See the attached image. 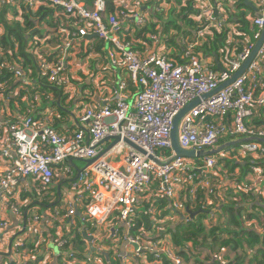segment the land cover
Here are the masks:
<instances>
[{
	"label": "built area",
	"instance_id": "1",
	"mask_svg": "<svg viewBox=\"0 0 264 264\" xmlns=\"http://www.w3.org/2000/svg\"><path fill=\"white\" fill-rule=\"evenodd\" d=\"M109 1L114 6L112 13L107 11ZM148 1L93 0L92 7L87 8L79 0H0L1 6L21 4L33 11L42 6L52 7L76 19V32L66 35L61 32L63 39L57 48L59 54L54 58H51L54 54L51 44L45 43L47 37L42 40L36 37L30 43L39 79L47 80L62 90L63 95L75 98V104L79 100L75 95L74 70L71 67L74 63L77 66H93L94 59L88 57L95 55L90 54L84 61H77L81 45L90 44L91 48L90 40L93 38L108 44V69L116 76L115 83L107 89L110 94L108 100L97 96L91 105L83 101L84 109L75 120L77 130L70 134H59L52 127L51 110L48 115L43 111L41 117V112L37 116L33 115L36 109L33 104L41 102L38 94L34 95L25 113L17 109L8 117L0 113V161L3 162L0 167V210H10L13 215L21 216V206L12 202L17 200L20 193L18 188L21 180H27L41 193L54 185L58 167L63 164L64 171L58 175V179H70L72 194L70 200L57 208L64 210V215H61L60 210H54L51 218L55 225L62 229L65 225L75 226L74 219L79 212L80 222L91 223L97 231L115 220L117 226L110 225L109 239L118 238L122 226L123 242L125 248L132 251V257L146 261V256H150L152 264H185L165 239L141 242L139 236H130V218L141 206V196L148 191L153 181L158 182L155 197L168 200L173 211L182 213L181 220L186 222L190 219L180 200L183 192H188L189 199L194 201L199 191H203L208 207L214 200L221 203L227 192L238 194L253 191V185L247 186L234 173L225 174L220 170L218 160L226 157L224 152L199 158L202 164H195V160L199 159L175 157L170 135L176 115L188 104L198 101L180 120L178 143L182 149L215 150L219 139L223 137L264 139V129L246 126L254 108H264V84L260 77L264 41L255 58L236 80L203 99V96L211 94L227 82L248 59L264 29V0H250L252 10L260 14V17L254 14L248 17L253 27L252 40L244 43L240 51L232 52L222 62L223 69L218 72L214 71L210 61L202 62L201 54L196 55L194 49L206 36H211L212 30L221 31L230 27L229 15L224 7L225 0H192L191 10L195 14L190 19L197 24L196 41L183 50L181 64L171 59L173 50L166 51L158 35L147 36L149 45L137 40L142 45V51L120 37L122 30L128 29L129 22L143 28L155 12H162L164 3L169 6L171 4L168 0H158L149 6L145 4ZM227 1L231 7L235 2ZM121 71L127 74L131 85L138 89L134 95L129 91L126 80L119 78ZM5 74L11 75L12 83L18 84L13 90L7 91L6 97L0 99L1 112L10 113V103H14L19 90L27 91L31 88V72L26 71L18 62L9 63L4 60L0 61V76L4 78ZM6 86L8 81H3L1 88ZM257 90L261 91L256 95ZM94 92L97 93L96 90ZM95 93L84 98L91 99ZM50 97L47 95L45 98ZM20 101L27 103L28 96H21ZM231 112L232 122L229 124L226 120ZM115 137H119L120 141L102 154L112 141L102 142ZM124 140L140 148L144 154L137 152ZM260 144L243 143L240 152L254 156L255 160H264V147ZM166 150L171 151V156H165ZM75 160L91 163L80 172H75L73 166L67 164ZM257 171L263 174L264 167ZM87 200L89 203L85 204ZM149 213L153 221H158L154 208H150ZM29 217L23 223L25 233L11 245L13 256H19L20 252L26 254L28 236L33 238L29 245H34L36 249L47 242L43 239L41 217L35 213ZM214 219L215 215L210 212L205 224ZM161 224L155 228L162 235L164 228ZM25 225H29L27 231ZM7 227L8 223L0 217V230L5 231ZM89 236L92 238L90 244L95 247L96 262L101 248L95 245L94 235ZM54 243L59 250L67 249V264H81L76 261L75 252L66 237H57ZM228 251L221 249L218 252L221 260H224ZM247 252L251 254V251ZM118 260L119 264H127V259L120 255Z\"/></svg>",
	"mask_w": 264,
	"mask_h": 264
},
{
	"label": "trees",
	"instance_id": "2",
	"mask_svg": "<svg viewBox=\"0 0 264 264\" xmlns=\"http://www.w3.org/2000/svg\"><path fill=\"white\" fill-rule=\"evenodd\" d=\"M79 1L84 3L87 8L92 7L93 0ZM157 1L149 0L145 4L152 6ZM234 1L232 7L227 0L224 1L225 10L229 15L230 27L224 28L221 31L212 30L211 36H206L205 39L200 41V45L194 49L196 55L201 54V61H210L213 64L214 71L217 72L223 69L222 62H225L232 52L240 51L244 43L252 40L253 27L248 17L250 14L255 15L251 7L253 4L250 0ZM168 2H171V7L162 8V12L160 13L155 12L143 28L129 22L128 29H123L120 37L124 41L132 42L135 49L142 51V45L137 40H141L149 45L148 42L150 40L147 35L156 34L159 36L161 42L168 43V47H174V49H171L173 50L171 59L181 64L183 50L186 49L187 45H191L196 41L195 32L197 24L190 19V16L195 13L191 10L192 0H168ZM107 11L109 13L114 12V6L111 1H109ZM163 16H167L168 21L161 24ZM75 21L74 17L68 16L64 11L52 7L42 6L33 11L26 9L21 4H16L13 7L0 5V61L7 60L9 63L18 62L26 71L31 72V88H28L27 91L19 90V95L16 96L14 103L13 101L10 103V111L17 109L25 113L27 106L33 101L34 95L38 94L41 102L33 104L36 108L33 115L37 116L41 112V117L43 111L48 115L49 110H51L52 127L59 134H70L77 130L75 124H72L71 129L66 126L69 119L76 123L74 120L77 118L73 119L70 113L72 109H77L75 104L76 99L63 95L62 90H58L47 80L39 79L36 60L30 51V43L36 37L40 40L47 37L48 40L45 43L51 44V50L54 53L51 58H54L56 54H59L57 48L61 45L63 39L61 32L64 35L76 32ZM158 25H161L160 29H156ZM148 27H150V30ZM163 36H165V39ZM90 42H92L91 48L81 45V52L77 55V61H84L90 54H103L102 51L106 46L104 41L93 38ZM39 45L40 43L36 48ZM104 56V58H107L106 53ZM5 76L4 78L0 76V99L6 97L7 91L13 90L18 86V84H14L10 80L11 75L5 74ZM119 76H124L123 79L126 80L129 91L134 95L138 89H135L131 85L127 74L121 71ZM260 77L264 84V58ZM3 81H8V86L1 88ZM260 91L257 90L256 95ZM87 93L91 95L95 92L93 93L89 89ZM25 94L28 96L27 103L20 101V97ZM47 95L51 97L46 99ZM83 101L85 104L91 105L89 98H83L78 102ZM0 108H2L1 105ZM0 113H3L1 109ZM230 123L231 121H229ZM246 126H253V123L247 122ZM231 140H236V138H220L218 142L220 145ZM240 145L226 148L223 151L226 157L218 160V166L221 171L226 172L225 174L235 173V170L239 169L244 178L246 170H250V166L255 169H263L264 160H252L251 158L250 161L246 160L247 156L244 157L240 152ZM260 145L264 147V144ZM164 154L166 157H169L171 156V151L166 150ZM247 155L250 156L249 154ZM195 161V164H202V159ZM244 162L245 164L243 165ZM236 176L242 181L238 177V174ZM56 178L57 175H55L54 180ZM31 187L32 191L36 194L37 205L40 207L51 206L52 208H56L59 205L57 193L53 190L54 185L43 190L41 193H38L35 186ZM157 187L158 182L153 181L148 191L141 196L143 203L134 211L130 218L132 220V229L129 232L130 236H139L141 242H147L151 239H165L185 264H188L189 261L191 264H264V232L257 230V227L264 229V195L262 196L261 193L255 194L253 191L232 195L231 193L234 194V192L231 191L227 198L224 199L227 202H223L224 200L221 203L214 202L211 206L206 207L207 199L203 191H199L194 201L189 199L188 192H183L181 193L180 200L185 208V213L189 214L188 218L190 219L186 222L185 220H181L182 213L177 214L173 211L171 203L168 200L155 197ZM246 193L249 194L244 195ZM21 196L24 198L31 197V193L21 194ZM146 196H150L149 201H145ZM245 202L250 205V208L249 206H243ZM88 203L89 200L85 202V204ZM34 205L30 206V209L35 207ZM150 208L155 209V218L158 221L151 219ZM210 212H213L215 219L209 220L206 225L205 221L208 220ZM32 213L37 214L35 211ZM191 214H195V216L191 217ZM251 221H256V225L248 226L247 223ZM74 222L75 226H69L66 238L70 241L73 250L77 251L75 258L79 261L86 260V253L83 252L86 246L83 234L90 233L95 237L101 238L105 237V234H108L109 227L117 226L115 220H113L110 224L103 226V228L101 227L97 231L91 223L82 224L79 215L75 216ZM160 224L164 228L162 235L156 232L155 228ZM122 234H124V230L120 229L119 237L114 240L115 246L111 249L112 257L111 252H109L108 264H119L118 255L121 253V249L117 246H120V243L123 242ZM43 239L46 240L45 235H43ZM108 240L110 239L108 238ZM96 243L97 240H95ZM102 245L105 244L103 243ZM43 246L44 244H41L38 249L32 244L27 246L26 254L29 255L27 251L32 254L29 255L30 260L28 263L34 260L37 254H44L43 249L45 246ZM221 249L222 251L225 249L229 250L228 254L223 258L224 260H221L218 255ZM203 250L204 252H209L204 258H201ZM247 251H251V254H248ZM215 253L216 256L213 257ZM98 257L103 262L104 260L106 261L101 253ZM146 258V261H142L144 264L153 263L150 256H146ZM134 259L141 261L137 258ZM41 260V257H37V261ZM10 264L15 263L10 262ZM58 264H61V262L58 261Z\"/></svg>",
	"mask_w": 264,
	"mask_h": 264
},
{
	"label": "crops",
	"instance_id": "3",
	"mask_svg": "<svg viewBox=\"0 0 264 264\" xmlns=\"http://www.w3.org/2000/svg\"><path fill=\"white\" fill-rule=\"evenodd\" d=\"M254 11V10H253ZM87 47H90V44L87 45ZM106 49L104 48V50L102 51L103 54H95L94 56H89V59H94L93 65H94V69L91 67L92 65L90 64L88 65H81V64H75V69L74 71H72V75H73V79L75 82L74 86V90H75V95L77 96V100H82L84 98V96L88 95V90L91 89V91L94 93V90H96L97 93H95V96H93V98L90 99V102L92 103L93 99H96L97 96H99L100 98L104 99V100H108L109 98V91L107 90L108 85H113L116 81V77L112 78L113 81L112 82H107V76L110 75V71L108 69V60L106 58H104V54L106 53ZM85 60V59H84ZM76 61V59H75ZM77 63V62H76ZM83 70V71H82ZM77 71V74H76ZM79 74V75H78ZM115 76V75H114ZM80 79L81 81H79L78 79ZM92 78V80H90ZM111 79V80H112ZM109 85V86H110ZM94 86H96V88H94ZM86 87V88H84ZM79 105H83V102H79L78 104H76V107H78ZM88 105V104H86ZM3 117H8L9 115L13 114V111L9 112H3ZM232 115L233 113L231 112V114L229 115V117L227 118V122L231 121L232 122ZM75 121V120H74ZM248 123H253V127L256 128H262L264 129V108L263 109H259V108H254L252 116L249 118V120L247 121ZM72 124H75V122L71 121L70 119L67 122V128L71 129L72 128ZM68 132V131H67ZM66 132V133H67ZM225 138V137H223ZM240 139V138H237ZM233 141V140H231ZM222 145V144H220ZM244 157L247 156L246 160L250 161V158L252 160H254V156H248L247 154H243ZM110 159L113 160V157L110 156ZM82 163L85 164V167L87 165V163L84 160H78ZM68 165H72L75 172H80L81 170H77L75 168L74 161L72 163H67ZM245 164V162L243 163V165ZM3 166V162L0 161V167ZM64 167L65 165L61 164L58 167V174L61 175L63 174L64 171ZM84 167V168H85ZM262 169V168H259ZM235 175L238 174V177L242 180V182H244L247 186H252V190L253 193L257 194L259 192H262V196L264 195V173L260 174L257 169L255 168H251L250 166V170H246V174L245 177L243 178V174H241L239 169L235 170ZM237 177V176H236ZM69 183H70V179H64V178H59L58 182H55L54 184V188L53 190L57 193V197H58V206H62L63 202H67L68 200H70V196L72 194L70 187H69ZM32 185H30V183L27 180H21L20 183V187L18 188V190L20 191V193L17 196V200L12 201L13 203H17L21 206V213L22 215H13L11 213L10 210H5L2 212V210H0V217L2 219H4L7 223H8V227L7 230L5 231H1L0 230V264H10L11 263H15V264H58V261L61 262V264H67V257L66 256V252L67 249L64 250H59L54 243V240L57 239V237L63 236L66 237L67 233L69 231V226L65 225L64 229L60 228V226L55 225L53 223L52 220V215L55 209L60 208L58 206H56V208H52L51 206H44L43 208L40 207L39 205H37V199H36V194L34 191H32ZM248 192V191H247ZM31 193V197H22L21 194H28ZM240 193V192H239ZM232 195L236 194V192L231 193ZM249 193H246L244 195H248ZM229 195V192H227L225 198H227V196ZM149 197L150 196H146L145 197V201H149ZM215 202V200L213 201V203ZM223 202H227L226 200H224ZM143 203V201H142ZM33 204H35V207H32V209H30V206H32ZM243 206H249L246 202L245 204H243ZM60 210V209H57ZM35 211L37 213V215H39L41 217V228L44 231V235L46 238V244L44 245L45 248L43 249L44 254L42 255V253H39L36 255L35 259L32 260L30 263V256L32 255L29 251H27V254H24L23 252L20 253L19 256H17V258L15 256H13L12 254V249H11V245L12 243L20 238L21 235H23L24 232V224L26 223L27 220L30 218L29 215L31 214V212ZM61 215H64L65 211L64 210H60ZM80 216V212L79 214H77ZM248 226H255L256 225V221H251L250 223H247ZM26 226V231L28 229L29 225H25ZM103 228V227H102ZM105 228V227H104ZM111 228V227H110ZM120 229H123V227L121 226ZM257 230H259L260 232H262L263 228H259L257 227ZM108 231V230H107ZM90 233L86 234L87 236H89ZM92 235V234H90ZM109 231L108 234H105V237H95L96 240L98 239V244L96 243L95 245L99 246L101 248V254L103 255V251H105L106 253L109 254V252H111V257L113 256L111 249L113 248V246H115V242L114 240H108L109 238ZM84 236V234H83ZM22 237V236H21ZM29 240H28V245L31 243L32 241V237L28 236ZM55 238V239H54ZM124 238V237H123ZM31 240V241H30ZM84 241L86 242V246L85 249L83 250V252L86 253V260H76L77 262H80L81 264H108L109 263V257L108 259L105 258V256L103 255V257L106 259V261L101 260L99 257V259L95 261V259L97 258V256L95 255V251L92 252L90 251V242H88L86 240V238H84ZM109 241V242H108ZM105 245H102V244ZM5 246L6 250L3 251V247ZM43 246V247H44ZM117 246V245H116ZM94 247V246H93ZM118 248L121 249V253H119L120 256L124 257L125 259H127V264H144L142 261H138L136 259H134V257H132V251L125 248V243L121 242L120 246H117ZM95 248V247H94ZM3 251V252H2ZM75 253H77V251L74 250ZM37 257H41V261H37ZM115 258V257H114ZM130 261V263H129ZM150 262V261H149ZM188 264H191L190 261L188 262Z\"/></svg>",
	"mask_w": 264,
	"mask_h": 264
},
{
	"label": "water",
	"instance_id": "4",
	"mask_svg": "<svg viewBox=\"0 0 264 264\" xmlns=\"http://www.w3.org/2000/svg\"><path fill=\"white\" fill-rule=\"evenodd\" d=\"M252 7V6H251ZM253 8V7H252ZM254 10V9H253ZM255 11V10H254ZM255 16L260 17V14H258L255 11ZM264 41V29L262 30L261 36L260 38L257 40V42L255 43V46L251 52V54L249 55L248 59L243 63V65L241 66V68L224 84L220 85L217 90H215L214 92H212L209 95H205L203 96V99H206L207 97L217 93L218 91L222 90L225 86L231 84L234 80H236L249 66V64L252 62V60L255 58L259 48L261 47L262 42ZM198 103V101H194L190 104H188L186 107H184L174 118L173 120V127H172V131H171V135H170V140H171V148L173 150V152L175 153V157L179 158H185V159H199V158H203L209 155H216L220 152H223L226 148L234 146V145H239L242 143H246V142H257V143H261L264 144V139H257V138H242V139H236L230 142H227L225 144L219 145L215 150H202V151H194V150H184L179 146L178 143V130H179V123L181 118L189 111L191 110L194 106H196V104ZM109 140H111L112 142L107 146V148L104 150V153H106L113 145H115L116 143H118L120 141L119 137H115V138H108L105 139L102 143H106ZM124 142L126 144H128L129 146H131L133 149H135L137 152L144 154V152L134 146L133 144L129 143L127 140H124ZM152 159V158H150ZM156 161V160H155ZM87 164H90L91 161H85ZM195 214H191V217H194ZM84 238H86V240L88 242L91 243L92 238L90 236H87L86 234H84ZM90 251L94 252L95 248L90 245ZM103 255L105 256L106 259H108L109 254L108 253H103Z\"/></svg>",
	"mask_w": 264,
	"mask_h": 264
},
{
	"label": "rangeland",
	"instance_id": "5",
	"mask_svg": "<svg viewBox=\"0 0 264 264\" xmlns=\"http://www.w3.org/2000/svg\"><path fill=\"white\" fill-rule=\"evenodd\" d=\"M253 1V0H252ZM169 4L167 5V4H165L164 3V6H162V7H165V8H169V7H171V5L169 6ZM132 8L130 7V10H131ZM162 22H161V24H163V23H165L166 21H168V18H167V16H163L162 17ZM45 27V26H44ZM149 28V30H150V27H148ZM161 28V25H158L157 26V28L156 29H160ZM150 33V32H149ZM148 35H156V34H148ZM147 35V36H148ZM163 38L165 39V36H163ZM161 45H163L164 47H165V49H166V51H169L170 49H174V47H168V43H165V42H161ZM108 44H106V46H105V49L107 50L108 49ZM170 55V54H169ZM73 67L75 68V64H73L72 65V67H71V70H74L73 69ZM93 69H94V65L93 66H91ZM116 76H114V75H112V74H110V75H108L106 78H107V82H112L113 81V79L112 78H115ZM119 78L120 79H123L124 78V76H119ZM112 79V80H111ZM110 85V84H109ZM109 85H108V87H109ZM84 109V106L83 105H81L79 108H77V109H72L71 110V116H72V118L73 119H75V118H78L79 116H80V114H81V111ZM124 152V151H123ZM123 152L121 153V155L123 156ZM188 161H190V160H188ZM74 166H75V168L77 169V170H81V169H83L84 167H85V164L84 163H82V162H80V161H78V160H75L74 161V164H73ZM59 175V174H58ZM58 175H57V178L55 179V182H58ZM60 178V177H59ZM55 184V183H54ZM173 220H175V219H173ZM6 250V248H5V246L3 247V251H5ZM2 251V252H3ZM105 252V251H104ZM106 253V252H105ZM205 255H207V252H204V250L202 251V255H201V257L202 256H205ZM16 258H17V256H15Z\"/></svg>",
	"mask_w": 264,
	"mask_h": 264
},
{
	"label": "bare ground",
	"instance_id": "6",
	"mask_svg": "<svg viewBox=\"0 0 264 264\" xmlns=\"http://www.w3.org/2000/svg\"><path fill=\"white\" fill-rule=\"evenodd\" d=\"M170 224V223H169ZM135 237V236H134Z\"/></svg>",
	"mask_w": 264,
	"mask_h": 264
}]
</instances>
